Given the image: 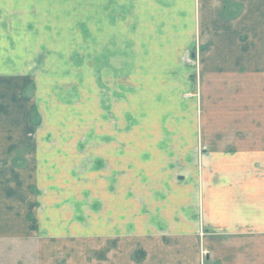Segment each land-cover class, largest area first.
<instances>
[{
    "label": "rangeland",
    "instance_id": "1",
    "mask_svg": "<svg viewBox=\"0 0 264 264\" xmlns=\"http://www.w3.org/2000/svg\"><path fill=\"white\" fill-rule=\"evenodd\" d=\"M189 17L176 0H0V264H112L118 239L121 264L157 258L205 231L204 190L256 187L260 166L202 140Z\"/></svg>",
    "mask_w": 264,
    "mask_h": 264
},
{
    "label": "crops",
    "instance_id": "2",
    "mask_svg": "<svg viewBox=\"0 0 264 264\" xmlns=\"http://www.w3.org/2000/svg\"><path fill=\"white\" fill-rule=\"evenodd\" d=\"M176 4L179 12L190 15L195 29L191 34L199 38L198 48L192 51L198 55L191 54L197 60L193 89L202 140L210 153L217 154L216 163L260 166V174L244 177L259 183L256 187L247 183L242 189L204 190L209 199L201 206L205 231L200 236L177 232L163 255L153 258L151 244L138 253L136 247L129 259L132 264H260L264 0H176ZM119 242L112 246V264H121Z\"/></svg>",
    "mask_w": 264,
    "mask_h": 264
}]
</instances>
